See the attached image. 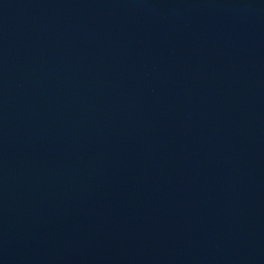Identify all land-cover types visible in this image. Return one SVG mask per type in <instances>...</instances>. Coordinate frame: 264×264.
I'll return each instance as SVG.
<instances>
[{
	"label": "water",
	"instance_id": "1",
	"mask_svg": "<svg viewBox=\"0 0 264 264\" xmlns=\"http://www.w3.org/2000/svg\"><path fill=\"white\" fill-rule=\"evenodd\" d=\"M0 264H264V0H0Z\"/></svg>",
	"mask_w": 264,
	"mask_h": 264
}]
</instances>
